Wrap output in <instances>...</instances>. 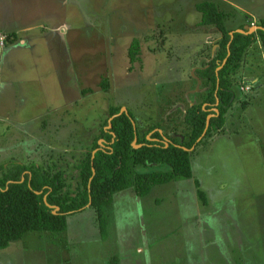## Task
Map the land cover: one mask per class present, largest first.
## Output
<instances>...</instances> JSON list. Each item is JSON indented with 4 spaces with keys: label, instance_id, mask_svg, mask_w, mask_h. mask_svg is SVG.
Here are the masks:
<instances>
[{
    "label": "rangeland",
    "instance_id": "rangeland-1",
    "mask_svg": "<svg viewBox=\"0 0 264 264\" xmlns=\"http://www.w3.org/2000/svg\"><path fill=\"white\" fill-rule=\"evenodd\" d=\"M201 1L0 0V47L24 36L29 25L34 39L13 51L10 72H3L4 79L17 77L18 91L0 96L2 110L16 108L11 117L0 115V166L18 161L54 167L75 186L76 166L108 128L111 106L131 112L141 134L159 125L173 139L187 137L185 110L211 88L196 68L213 58L220 40L214 25H198ZM211 1L228 13L229 30L264 19V0ZM63 21L69 49H61L53 31ZM135 39L140 52L131 60ZM256 80L260 88L240 92L245 81ZM232 81L238 112L196 146L192 177L155 185L145 196L131 184L105 207V235L88 206L68 214L61 231H29L13 240L0 249V264H264L260 41L248 48ZM241 98L249 103L243 106ZM196 178L208 205L197 195Z\"/></svg>",
    "mask_w": 264,
    "mask_h": 264
},
{
    "label": "trees",
    "instance_id": "trees-1",
    "mask_svg": "<svg viewBox=\"0 0 264 264\" xmlns=\"http://www.w3.org/2000/svg\"><path fill=\"white\" fill-rule=\"evenodd\" d=\"M196 8L202 14L198 25H214L221 32V39L215 56L206 66L196 69L197 76L209 81L211 88L202 101L185 110L184 122L189 129L187 137L173 139L160 132L159 125H151L141 134L138 125H134L136 121L131 112L120 113L121 106H111L110 114L114 117L105 122L106 126L111 123V127L102 128L91 150L76 166L78 174L75 186L72 181L69 182L64 170L18 161L2 164L0 249L29 231L65 229L67 215L85 209L90 202L89 207L95 209L102 234L105 235L108 226L105 207L112 204L116 192L132 184L138 196H145L155 185L177 177L193 176L191 154L205 138L224 128L227 114L237 98L232 76L237 75L244 55L255 42L260 41L264 51V19L254 33L235 32L232 36L226 27V12L216 2L204 0L198 2ZM139 52L140 41L135 39L129 49L131 60H136ZM225 58L226 63L219 68ZM102 85L107 87L108 81L103 80ZM248 103L247 99L241 98L243 106ZM210 114L214 115L210 118L207 132L197 141L205 130ZM135 138L140 145L138 147L133 146ZM100 139H103L102 143ZM194 145L195 148L191 150ZM155 165H167L169 169L157 171ZM195 186L202 204L208 205L207 193L201 189V181L197 178ZM110 263L116 264L113 261Z\"/></svg>",
    "mask_w": 264,
    "mask_h": 264
},
{
    "label": "crops",
    "instance_id": "crops-1",
    "mask_svg": "<svg viewBox=\"0 0 264 264\" xmlns=\"http://www.w3.org/2000/svg\"><path fill=\"white\" fill-rule=\"evenodd\" d=\"M200 26L201 25H199V27ZM209 26H211V25H203L201 27H209ZM66 28H67V25H65V23L63 21V22L58 24V26L56 27L55 30H53L54 34L59 36V38H61V40H62L61 41V49H69V47L72 48L71 41H70L69 36H68L70 30H68V32H67ZM25 30H26V34L24 36H20V38H18V40H16L15 42L10 43V46L8 48H6L7 45L5 47H0V96H1V94L4 93L5 90H9L11 92H14L15 96H16V93L18 91L14 85L15 83H17V79H15V78H17L16 76L12 77L10 74L9 76H6L5 79L2 77H3V72L6 70V68H7L8 72H10L9 69L11 68L10 67L11 61H12L11 55H12L13 51L17 48L20 49L22 47L28 46V45H30V43H34V39L31 40V37H30L32 35L31 33L33 31V26L29 25V26L25 27ZM63 40L67 41L69 44ZM50 45H52V44H50ZM249 79L255 80L256 78H253L252 76H250ZM255 84H256L255 85L256 88H260L262 86V81L256 80ZM62 91H63V89H62ZM237 103H238V101H236V105H237ZM234 105H233L232 109L227 114L226 124L230 123L229 115L231 114V116H232L235 112H238V105H237L236 109L234 108ZM15 112H16V108H13V107H10L7 110H5V109L2 110L0 108V115H5L6 117L13 116L15 114Z\"/></svg>",
    "mask_w": 264,
    "mask_h": 264
},
{
    "label": "water",
    "instance_id": "water-1",
    "mask_svg": "<svg viewBox=\"0 0 264 264\" xmlns=\"http://www.w3.org/2000/svg\"><path fill=\"white\" fill-rule=\"evenodd\" d=\"M246 28H248V26H246ZM256 28H258V27H254V28L252 29V31L256 30ZM237 31H239V32H244V30H242V29H238ZM231 33H232V36H233V35H234V32H231ZM226 61H227V58H225V60H224V62H223V64H222V66L226 63ZM222 66H221V67H222ZM125 110H127V109H126V108H122L121 111H120V113H122V112L125 111ZM216 112H217V114L219 113L218 110H216ZM120 113H119V114H120ZM213 115H214V114H210V115L208 116V118H207V122H206L205 130H204L203 134L198 138L197 141H200V140L205 136V134H206V132H207V129H208V127H209V124H210V118H211ZM113 117H114V116H112V117L109 119V121H111ZM134 125H136L135 122H134ZM109 127H111V123L109 124ZM165 140L167 141L168 139L165 138ZM136 141H137V138H135V141L133 142V146H134V147H138V146H139V145L136 143ZM99 142L102 143V142H103V139L100 140ZM167 144H168V141H167ZM194 148H195V145L191 148V150L194 149ZM93 152L95 153V151H93ZM90 203H91V202H90ZM90 203L88 204V206L90 205ZM57 209H58V207H57Z\"/></svg>",
    "mask_w": 264,
    "mask_h": 264
},
{
    "label": "flooded vegetation",
    "instance_id": "flooded-vegetation-1",
    "mask_svg": "<svg viewBox=\"0 0 264 264\" xmlns=\"http://www.w3.org/2000/svg\"><path fill=\"white\" fill-rule=\"evenodd\" d=\"M228 13H226V17H225V22H226V27L228 28V26H227V18H228V15H227ZM241 26V25H240ZM240 26L238 27V28H235L234 30H230V33L231 32H239V31H237L238 29H242V30H244V32H241V33H254L258 28H260V26H259V23L257 24V26H253V27H250L249 25H247L246 23L245 24H242V26H243V28H240ZM246 26H248V28H246ZM254 27H258V28H256V30H254V31H252V29L254 28ZM229 29V28H228ZM219 31V30H218ZM220 32V31H219ZM231 35H232V33H231ZM220 39H221V32H220ZM220 41V40H219ZM218 50V49H217ZM217 50H216V53H217ZM215 53V54H216ZM215 55H213V57H214ZM225 60V59H224ZM210 61V60H209ZM207 64H205V65H203V66H199V67H197L196 69H198V68H200V67H204V66H206ZM222 66V65H221ZM221 66L219 67V68H221ZM218 68V69H219ZM254 82V81H253ZM253 84V83H252ZM254 87V88H253ZM256 88V86L255 85H252V87L250 88V90H249V92L251 91V90H253V89H255ZM242 92V91H241ZM241 101V100H240ZM121 109H122V107H121ZM121 111V110H120ZM126 112H127V110H125ZM124 112V111H123ZM112 117V116H111ZM110 119V118H109ZM135 121L137 122V120L135 119ZM135 122V123H136ZM138 124V123H137ZM107 127L109 128V125H107ZM150 127V126H149ZM158 130L160 131V132H162L161 131V128H158ZM139 145V144H138ZM140 146V145H139Z\"/></svg>",
    "mask_w": 264,
    "mask_h": 264
},
{
    "label": "built area",
    "instance_id": "built-area-1",
    "mask_svg": "<svg viewBox=\"0 0 264 264\" xmlns=\"http://www.w3.org/2000/svg\"><path fill=\"white\" fill-rule=\"evenodd\" d=\"M252 83L249 82V81H245L244 84L241 86V90H243V91H249L250 88L252 87Z\"/></svg>",
    "mask_w": 264,
    "mask_h": 264
}]
</instances>
